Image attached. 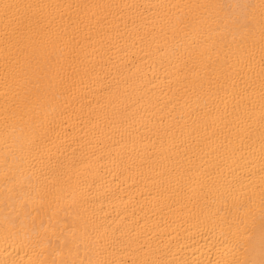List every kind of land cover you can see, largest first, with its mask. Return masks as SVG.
I'll list each match as a JSON object with an SVG mask.
<instances>
[{"label":"bare ground","instance_id":"obj_1","mask_svg":"<svg viewBox=\"0 0 264 264\" xmlns=\"http://www.w3.org/2000/svg\"><path fill=\"white\" fill-rule=\"evenodd\" d=\"M0 264H264V0H0Z\"/></svg>","mask_w":264,"mask_h":264}]
</instances>
